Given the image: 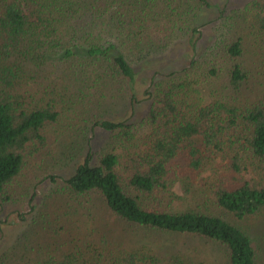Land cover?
<instances>
[{
    "label": "trees",
    "instance_id": "1",
    "mask_svg": "<svg viewBox=\"0 0 264 264\" xmlns=\"http://www.w3.org/2000/svg\"><path fill=\"white\" fill-rule=\"evenodd\" d=\"M209 7L0 0V199L32 205L39 182L55 184L0 264H208L197 242L227 264H258L229 219L264 213V0L222 10L212 43L154 80L132 121L136 65L199 34ZM93 128L111 134L106 147L58 183L50 172Z\"/></svg>",
    "mask_w": 264,
    "mask_h": 264
},
{
    "label": "rangeland",
    "instance_id": "2",
    "mask_svg": "<svg viewBox=\"0 0 264 264\" xmlns=\"http://www.w3.org/2000/svg\"><path fill=\"white\" fill-rule=\"evenodd\" d=\"M246 1L249 0H209L211 7L205 9L202 13L203 20L200 21V25L198 24L199 34H196L194 37L189 36L180 39L174 42L171 48L164 54L153 56L142 63H138L139 65H136V81L134 88L137 106L134 108L135 114L132 117V121L139 119L147 112L150 104L148 91L152 90L154 80L185 68L191 60L196 58L200 52H203L214 40L213 26L217 24L220 12L225 8H228L230 11ZM252 82L248 92L253 88L255 89V94L256 91H258L259 85L256 80ZM258 94H260V91ZM130 115L131 114L128 113L126 118H130ZM110 136V133L104 132L100 128L91 129L90 132L83 136L84 139L82 140L84 141L80 139L79 143L77 142L81 150L80 153L77 154V157L70 163L53 169L50 174L56 176V181L61 183L65 177L72 174L73 169L81 164L89 153L95 154L105 148L109 142ZM82 144L83 147H81ZM94 160L93 163H96L97 158L94 157ZM245 176L251 178L254 177V174L250 172ZM54 185L55 184L49 179L39 182L36 186L33 204L37 205L41 203L44 195ZM196 201L201 203V200L190 196L187 203H191L195 207L197 205L195 203ZM33 204L30 205L28 200L19 204L2 203L0 199V252H3L5 248H9L22 229L29 223L28 221L31 218V208ZM24 219H26L25 222ZM229 220L233 224L242 227L252 237L253 241L258 246V264H264V213L256 217L248 218L242 222H235L232 219ZM152 236L156 237V239L160 238L158 241L159 244H166L169 240L170 242L173 241L171 237L168 238L159 235ZM176 240L179 242L178 247L181 248H186L191 242V240L186 238ZM196 250L202 257L208 260V264H227L222 251L212 246H205L203 243L197 242Z\"/></svg>",
    "mask_w": 264,
    "mask_h": 264
}]
</instances>
